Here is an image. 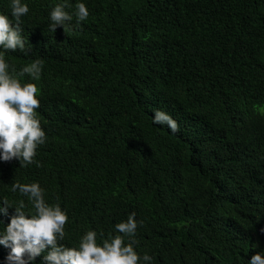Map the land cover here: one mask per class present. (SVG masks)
<instances>
[{"label": "trees", "instance_id": "obj_1", "mask_svg": "<svg viewBox=\"0 0 264 264\" xmlns=\"http://www.w3.org/2000/svg\"><path fill=\"white\" fill-rule=\"evenodd\" d=\"M25 51L39 59L36 118L46 134L35 161H0L4 232L38 183L68 215L60 243L97 242L135 213L136 252L151 264H247L264 254V0H21ZM87 20L49 30L58 4ZM11 0L0 14L11 17ZM3 51V49H0ZM179 125H154V111ZM2 206V205H0ZM142 221V224L140 223ZM127 242V240H126ZM10 248L0 245V264ZM38 256L33 264H42ZM143 264V261L141 262Z\"/></svg>", "mask_w": 264, "mask_h": 264}, {"label": "clouds", "instance_id": "obj_2", "mask_svg": "<svg viewBox=\"0 0 264 264\" xmlns=\"http://www.w3.org/2000/svg\"><path fill=\"white\" fill-rule=\"evenodd\" d=\"M67 4H56L50 14L49 30L65 28L73 19L77 25L87 20L89 11L84 3H77L71 13L65 11ZM11 17L0 14V161L17 160L26 167L35 161L37 148L46 142V134L36 118L40 107L37 98L39 89L35 83H21L20 77L27 75L31 80H39L42 61L37 59L24 66L19 73L5 60V53L25 51L22 38V20L29 12L27 4L21 0H11ZM154 125L167 126L172 134L179 131V125L169 114L155 110ZM28 198L34 213L26 214L23 201L14 208L10 222L0 233V245L10 248L7 264H33L38 256H43L42 264H151L152 257L147 253L141 257L135 250L138 223L135 213L124 222L115 225L116 235L97 242V232L87 231L79 239L78 245L68 247L60 243L65 240V226L68 215L59 204L50 205L44 199V190L38 183L12 185V191ZM0 215L7 216L12 206L5 199L0 202ZM142 224V221L140 222ZM127 240V242H126ZM247 264H264V254L257 253Z\"/></svg>", "mask_w": 264, "mask_h": 264}]
</instances>
